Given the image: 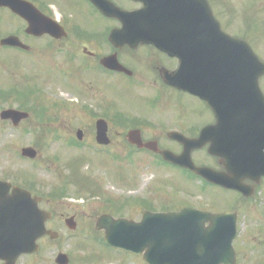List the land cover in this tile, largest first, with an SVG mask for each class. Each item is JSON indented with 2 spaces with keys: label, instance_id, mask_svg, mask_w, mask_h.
Segmentation results:
<instances>
[{
  "label": "flooded vegetation",
  "instance_id": "1",
  "mask_svg": "<svg viewBox=\"0 0 264 264\" xmlns=\"http://www.w3.org/2000/svg\"><path fill=\"white\" fill-rule=\"evenodd\" d=\"M214 19L221 32L245 42L264 64V0H0V50L8 51L13 57L20 59L25 56L28 60H47L51 69L59 72L60 80L53 84L61 85L62 92L70 96L67 102L69 105L77 106L83 102L97 104L100 109L91 111L85 107V110L86 117L94 124L95 142L100 149L113 150L119 142H114L117 137L119 140L123 139L124 149L127 147L128 150L132 148L137 152L148 153L147 150L140 151L133 147L128 139L129 131L138 130L145 143L155 142L160 151L168 150L180 155L184 147L172 139L173 134L198 139L207 130V137L221 139L225 153L229 154L235 147L234 142L229 139L250 135L251 132L264 137V124L255 125L248 120L242 121V117L234 114L233 107L227 108L223 99L226 101L227 95H231L240 97L241 101L248 104H262L264 68L260 69L261 76L254 77L248 74L253 72L251 69L245 70L246 73L239 70L241 74H238L233 68L214 66L210 60L212 48H218L221 54H227V46L220 43L218 35L213 39L215 44H211L210 27ZM186 23L191 24L190 31L195 30V23L203 25L204 41H208L203 44V54L209 57L204 61L201 70L203 74L199 78L207 90L206 101L169 84L179 70V54L185 53L186 46L181 42L186 39V29L183 27ZM201 36L193 32L189 37L192 43L187 47L194 48V51H190L193 55L202 53L195 52L194 43L195 40L200 41ZM9 38L10 44H2ZM150 41L157 42L158 45L149 44ZM172 41H177L176 47H180L182 51H167L171 47L168 43ZM198 47L201 48L200 45ZM97 77L105 86L98 83ZM117 78L129 81L141 92H150L140 93L150 107L148 115L127 118L129 121L126 122L129 124L125 128L126 133L115 131L113 135L108 119L114 112V107L108 93L114 81H118ZM249 79L256 82L250 84ZM253 88H257L255 93L249 91ZM227 89L246 91L229 93ZM186 99L193 100L195 105L182 103H188ZM114 117L116 121V115ZM99 121L109 124L108 145H99L97 142ZM82 133L79 142L84 141L83 130ZM211 145L210 141L192 153L194 163L198 167L226 173L222 159L210 154ZM246 150L258 152V141L256 150L248 146ZM260 155L262 162L255 163V171L248 168L244 170L242 163L238 165L237 174L243 179V185L250 188L249 196L210 184L190 171L165 163L160 155L155 156L171 168L185 172L190 183L197 187L193 194H199L202 198L191 207L211 213H235L238 226L244 214V218L249 217L250 222L255 224L251 232L264 234V152ZM209 190L232 194L236 200L230 207L219 208L218 202L205 200ZM215 203L218 204L214 205ZM51 212L52 219L47 223L48 229L69 230L67 222L71 219L77 230L82 227V217L77 212H63L59 215L54 210ZM44 242H50V239L41 241L38 254L24 255L15 264H61L57 256L64 251L59 249L53 258H46ZM95 262L94 259L73 258L65 261L66 264ZM7 263L0 260V264Z\"/></svg>",
  "mask_w": 264,
  "mask_h": 264
},
{
  "label": "rangeland",
  "instance_id": "2",
  "mask_svg": "<svg viewBox=\"0 0 264 264\" xmlns=\"http://www.w3.org/2000/svg\"><path fill=\"white\" fill-rule=\"evenodd\" d=\"M15 58L10 52L0 50V91L16 85L24 91L31 89L34 94L25 103L37 109L30 120L16 130L0 121V180L30 188L34 195L45 197L42 209L54 210L58 215L77 212L83 222L76 232L66 228L57 230L61 236L59 242H44L45 257L53 258L60 249L73 259H94L95 264H145L142 257L112 251L102 244L104 234L95 230L97 218L108 213L140 221L145 210L156 212L196 205L202 196L193 194L196 193L195 186L185 172L167 168L147 153L131 154L127 147L124 149L122 138L119 140L115 136L114 142H119L113 150L100 149L95 142L94 124L86 117L85 110V107L91 111L100 107L89 102L69 105L70 96L62 92L61 85L53 84L60 80L59 72L51 69L47 60H28L25 56ZM117 79L108 93L114 107L108 119L113 135L115 131L127 132L125 124L115 122L116 113L135 119L148 115L150 107L140 96V93L150 92H141L129 81ZM97 80L105 86L99 77ZM186 101L188 103H182L195 105L193 100ZM19 105L20 101L15 98L4 100L0 97V112L19 109ZM79 129L85 133L83 142L76 140ZM72 140H76L79 146H71ZM24 147L37 149V159H23L20 154ZM73 173L78 180L71 176ZM85 178L91 180L93 194L85 192L83 186H80L83 189L79 188ZM65 187L67 196L50 198L52 191ZM207 199L218 202L219 208H227L234 204L236 197L209 190ZM111 202L124 204L120 207L121 212L117 209L120 205L113 204L114 209ZM244 217L243 214L240 218V232L234 242L237 264H264V234L251 232L255 224L249 217Z\"/></svg>",
  "mask_w": 264,
  "mask_h": 264
},
{
  "label": "water",
  "instance_id": "3",
  "mask_svg": "<svg viewBox=\"0 0 264 264\" xmlns=\"http://www.w3.org/2000/svg\"><path fill=\"white\" fill-rule=\"evenodd\" d=\"M210 29L213 37L218 35L221 38V44L227 47L234 46L239 52L237 57L231 58L227 55V67L248 70V68L263 66L247 45L220 33L215 22H211ZM203 41L202 39L201 42ZM207 42L205 40V43ZM212 58L217 59L218 65L220 60H225L219 54L213 55ZM180 59L182 64L174 83L180 90L196 95L202 100L206 99V90L189 79L191 58L180 57ZM226 106L234 107L238 115H248L253 121H256L257 117L261 119L260 117L264 114V106L243 104L238 99L234 104L227 99ZM0 118L3 121H11L17 126L22 120L28 119L29 115L16 110H6L1 113ZM107 132V124L103 121L99 122L97 139L100 144H109ZM205 135L206 131L198 140L175 137L184 145L185 152L181 156L163 152L164 159L190 169L212 183L249 195L246 189L240 186L241 178H238L235 173V164L239 163L240 159H225L229 174L215 173L194 165L191 153L204 145ZM82 136V132H79V139H82ZM254 138L250 135L236 138V141L238 144H244V142L253 141ZM130 140L140 148L158 151L154 143L144 146L137 132L130 134ZM220 150L219 145L213 144L210 152L224 158ZM22 156L35 159L38 153L33 148H26L22 151ZM12 188L13 191L10 193ZM40 202L41 199L33 198L30 192L0 182V259L12 260V262L8 261L10 262L8 264H14L13 261L22 254L38 252V241L45 236H50L52 240L58 238L57 233L47 230L46 223L50 214L40 209ZM96 229L105 232L107 246L136 256H143L147 264H236L233 241L237 236V217L234 214L215 215L187 208L177 213L145 212L139 223L127 219L116 220L104 215L97 222ZM66 259L65 255L58 257L59 261Z\"/></svg>",
  "mask_w": 264,
  "mask_h": 264
},
{
  "label": "trees",
  "instance_id": "4",
  "mask_svg": "<svg viewBox=\"0 0 264 264\" xmlns=\"http://www.w3.org/2000/svg\"><path fill=\"white\" fill-rule=\"evenodd\" d=\"M13 92L14 91H10V92H1L0 91V97H2L4 100H7L8 98H10L12 96ZM24 109H27V108H24Z\"/></svg>",
  "mask_w": 264,
  "mask_h": 264
}]
</instances>
